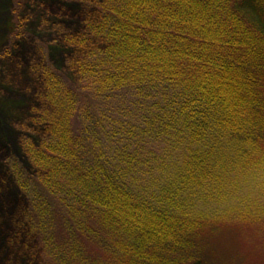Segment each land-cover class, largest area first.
Wrapping results in <instances>:
<instances>
[{"label":"trees","instance_id":"obj_1","mask_svg":"<svg viewBox=\"0 0 264 264\" xmlns=\"http://www.w3.org/2000/svg\"><path fill=\"white\" fill-rule=\"evenodd\" d=\"M92 6L73 72L39 82L44 134L18 181L36 264H229L218 235L264 220L244 179L264 166V0Z\"/></svg>","mask_w":264,"mask_h":264},{"label":"rangeland","instance_id":"obj_2","mask_svg":"<svg viewBox=\"0 0 264 264\" xmlns=\"http://www.w3.org/2000/svg\"><path fill=\"white\" fill-rule=\"evenodd\" d=\"M96 1L0 0V260L7 264L37 263L42 236L38 239L30 230L29 199L18 181L34 169L27 157L29 143L44 134L39 115L46 107L39 82L51 64L73 72L75 46L67 38L85 25ZM254 169V175L251 170L244 177L246 203L259 215L264 214V183L260 188L258 173L264 179V166ZM238 215L215 240L216 257L229 264H264V220L250 225L241 219L243 213ZM55 233L59 235L56 229ZM50 235L46 230L45 241Z\"/></svg>","mask_w":264,"mask_h":264}]
</instances>
